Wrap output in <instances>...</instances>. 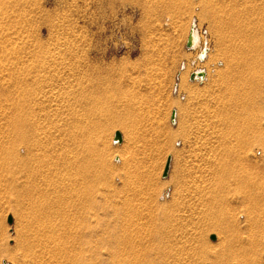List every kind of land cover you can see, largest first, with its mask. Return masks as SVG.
<instances>
[{"label": "rangeland", "instance_id": "rangeland-1", "mask_svg": "<svg viewBox=\"0 0 264 264\" xmlns=\"http://www.w3.org/2000/svg\"><path fill=\"white\" fill-rule=\"evenodd\" d=\"M260 191L264 0H0V264L55 230L68 247L44 254L78 264H113L97 238L130 231L153 263L264 264Z\"/></svg>", "mask_w": 264, "mask_h": 264}, {"label": "bare ground", "instance_id": "bare-ground-1", "mask_svg": "<svg viewBox=\"0 0 264 264\" xmlns=\"http://www.w3.org/2000/svg\"><path fill=\"white\" fill-rule=\"evenodd\" d=\"M172 111H174V113L173 114H171V120L173 121L174 120V116H175V110L173 109ZM26 136V135H25ZM24 140V139H23ZM116 142V141H115ZM51 214V213H50ZM53 215V214H52ZM50 216V215H49ZM59 219V218H58ZM65 220V219H64ZM66 222V221H65ZM46 223V222H45ZM40 224V223H39ZM63 224V223H62ZM70 224V223H69ZM47 225H48V223H47ZM39 226V225H38ZM44 226V225H43ZM57 226V225H56ZM71 226V225H70ZM66 227H68V226H66ZM43 228V227H42ZM51 228V227H50ZM124 228V227H123ZM48 229V228H47ZM63 230V229H62ZM126 230V229H125ZM42 231H43V229H42ZM56 231V230H55ZM55 231H52L53 233H50L51 231H49V233H46V232H40V233H36V234H34V236L33 237H31V240H34V239H37L38 240V242H39V246L42 248V255H41V257L39 258V259H33V261H34V264H78V262H76L77 260H75V263H72L73 262V260L72 259H70V258H68L67 256V254H66V256H65V258H63V254H60V255H53V254H50L49 256H46V254H44V251L47 249L48 251L50 250V248H52L53 249V246L51 247V245L53 244V245H57L58 246V244H59V242H60V246L62 245V247L64 246V248L67 246L66 244L67 243H69L70 241H69V234L67 235V234H63V233H57V232H55ZM37 232V231H36ZM64 232V231H63ZM35 233V232H34ZM127 232H125V233H120L121 235H119V236H114L113 234H108L107 235V237H98L97 239H100V240H103V239H105V241L107 240V241H109V242H105V243H108L107 245L109 246V247H111L110 245H109V243H113V240L114 241H116L115 243H113L114 244V247H116V248H118V250L119 251H121L122 253V255L119 257V258H117L116 260V262L114 261V263L113 264H154L152 261H153V259H155L154 258V256H153V254H152V250L154 249L153 248V246L154 245H152V244H149L150 243V241H149V243H145L144 242V244H148V246L147 247H142V253H141V247L139 246V244H138V246L140 247H137L134 243H131V240H134L135 239V235H137V233L134 235L133 233H131V231H130V233H127ZM145 235H146V237L147 238H149V237H158L159 236V234H147V233H144ZM144 234H142V235H144ZM134 235V236H133ZM141 234L139 235V236H142ZM72 237V236H71ZM70 237V238H71ZM143 237V236H142ZM141 237V238H142ZM133 238V239H132ZM138 238V237H137ZM140 238V237H139ZM141 238L139 239V240H137V241H140L141 240ZM145 238V237H144ZM74 239H75V237H74ZM74 239H72V240H74ZM79 240V239H78ZM69 241V242H68ZM76 241H77V239H76ZM135 241V240H134ZM137 241H135V242H137ZM142 241V240H141ZM153 242V241H152ZM26 243H27V241H26ZM58 243V244H57ZM139 243H141V242H139ZM140 245H142V244H140ZM151 247H150V246ZM28 246V245H27ZM29 246H30V244H29ZM54 246V247H55ZM57 246H56V248H55V250L56 249H59V248H57ZM59 246V247H60ZM68 247V246H67ZM66 247V248H67ZM63 248H61V250H62ZM162 249V248H161ZM28 250V249H27ZM54 250V251H55ZM160 250V249H159ZM164 250V249H163ZM26 251V250H25ZM29 251H31V248L29 249ZM51 251V250H50ZM53 251V252H54ZM66 251V250H65ZM52 252V253H53ZM56 252V251H55ZM59 252V251H58ZM58 252H56V253H58ZM62 252H64V251H62ZM115 252H116V250H115ZM24 253V252H23ZM51 253V252H50ZM55 253V254H56ZM24 254H26V253H24ZM112 253L109 251V253H108V255H111ZM152 254V255H151ZM51 255H53V256H51ZM163 255V254H162ZM26 256V255H25ZM99 256H100V253H99ZM118 257V256H117ZM159 258V257H158ZM161 258V257H160ZM157 259V258H156ZM205 261H207L208 262V260H204V262ZM111 262H113L112 260H111ZM156 263H158V262H156ZM88 264H90V262H88ZM158 264H160V263H158Z\"/></svg>", "mask_w": 264, "mask_h": 264}, {"label": "built area", "instance_id": "built-area-1", "mask_svg": "<svg viewBox=\"0 0 264 264\" xmlns=\"http://www.w3.org/2000/svg\"><path fill=\"white\" fill-rule=\"evenodd\" d=\"M203 32H205L204 30H200L197 25L195 24L194 19L191 21V25L189 28V32L188 35L191 36V43L189 45L186 44L187 49H193V48H198L197 52H196V58L195 60L192 61V63L194 64V68H192V70L189 72V79H190V75L194 74V78L190 79V80H202L205 77V68L201 65L197 66V63L202 61L207 53L208 47L206 45V41L205 38L203 36ZM187 35V36H188ZM187 41V39H186ZM186 68V64H181L180 69L184 70ZM202 72L203 75H199V73ZM179 81H180V74L178 73L176 75V80L173 84V92H177L179 89Z\"/></svg>", "mask_w": 264, "mask_h": 264}, {"label": "water", "instance_id": "water-1", "mask_svg": "<svg viewBox=\"0 0 264 264\" xmlns=\"http://www.w3.org/2000/svg\"><path fill=\"white\" fill-rule=\"evenodd\" d=\"M190 43H191V36L188 35L186 44L189 45ZM199 75H203V73L200 72ZM193 78H194V74H191L190 79H193ZM173 113H174V111H172L171 114H173ZM113 140L117 141V142H120L122 140V136H121V133L119 131L114 132ZM170 159H171V157L167 156L164 167H163V171H162V177H165L167 175L169 165H170ZM210 238L213 239V235H210Z\"/></svg>", "mask_w": 264, "mask_h": 264}, {"label": "crops", "instance_id": "crops-1", "mask_svg": "<svg viewBox=\"0 0 264 264\" xmlns=\"http://www.w3.org/2000/svg\"><path fill=\"white\" fill-rule=\"evenodd\" d=\"M253 204H254V209H255L256 214L262 215V213H264V197H262L261 191H260V195L256 196L255 200H253ZM259 220H260V223L262 224V219L260 218ZM258 234L263 235L264 231L260 229ZM212 235H213V242H214L216 239L215 233H213Z\"/></svg>", "mask_w": 264, "mask_h": 264}]
</instances>
